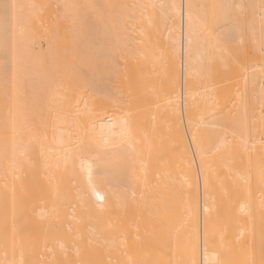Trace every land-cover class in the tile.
Returning a JSON list of instances; mask_svg holds the SVG:
<instances>
[{
    "label": "bare ground",
    "instance_id": "6f19581e",
    "mask_svg": "<svg viewBox=\"0 0 264 264\" xmlns=\"http://www.w3.org/2000/svg\"><path fill=\"white\" fill-rule=\"evenodd\" d=\"M260 192L264 0H0V264H229Z\"/></svg>",
    "mask_w": 264,
    "mask_h": 264
},
{
    "label": "rangeland",
    "instance_id": "374dc122",
    "mask_svg": "<svg viewBox=\"0 0 264 264\" xmlns=\"http://www.w3.org/2000/svg\"><path fill=\"white\" fill-rule=\"evenodd\" d=\"M243 11H244V10H243ZM245 15H246V14L243 15V18H244ZM245 18H246V17H245ZM243 22H244V23H243ZM243 22H242V23H243V26H242V27H243V28L245 27V28H244V30H245V29L247 28V26H246L247 24H245V23H247V21H245V20L243 19ZM213 27H214V26H213ZM215 28H216V26H215L213 29H215ZM244 32H245V31H244ZM244 45H246V44H244ZM246 48H247V49H246ZM245 49H246V50H245ZM250 51H251V52H250ZM241 52H242V62H240V60L237 61V62H238V63H241V64L243 65L242 67H244V70L241 68L240 74L242 73V75H243V74L246 72L244 75H246V76H250V75H251V76H252V73H254V72H253L254 69L251 68V67H253V66H252L253 63H252L251 65H250L249 63H250L252 60H254V54H253V51L250 50V49H248L247 45L244 46V48H242V51H240L239 54L236 55V57H237L238 59H241V56H240V55H241ZM246 52H247V53H246ZM249 53H250V54H249ZM251 53H252V54H251ZM245 55H246V56H245ZM250 57H251V58H250ZM246 59H247L249 62H248ZM245 61H246V62H245ZM243 62H244V63H243ZM252 62H253V61H252ZM245 64H246V65H245ZM248 65H249V66H248ZM245 66H246L247 68H246ZM251 69H252V70H251ZM245 70H246V71H245ZM244 71H245V72H244ZM248 71H249V73H248ZM247 73H248V74H247ZM249 74H250V75H249ZM243 78H245V77H244V76H241V79H243ZM23 87H24L25 91H27V84H26V83H24ZM248 114L251 116V114H253V113H252V111H251V114H250V112H249V113L247 112L246 115H248ZM253 115H254V114H253ZM250 116H249V117H250ZM253 121H255V119H254V120L252 119L251 124H253ZM249 123H250V122H249ZM249 126H250V124H249ZM257 195L259 196V198H258V202L261 201V200L264 198V194H262L261 192H260V195H259V193H257ZM262 196H263V198H262ZM260 197H261L262 199H261ZM259 199H260V200H259ZM263 200H264V199H263ZM231 202H232V201H231ZM231 202L229 201V204H231ZM233 203H234V201H233ZM263 203H264V202H263ZM263 203H262V204H263ZM259 204H260V203H259ZM262 204H261V205H262ZM231 205H232V204H231ZM263 205H264V204H263ZM233 206H234V204H233ZM233 206H230V209H231V210H233ZM259 207H260V208H259V210H258V216H260L263 220H262L260 217H258V216H257L258 219H257V217L252 219L253 221H252L251 224H253V225L251 226V228L253 227L252 230L255 229V230L253 231V233L256 231V232L254 233V235H252L253 237H251V239H250V240L252 241V238H254V239H253L254 241H252L253 243L251 242V244H250L249 242H246L243 238H242V239H243V240H242V239H241V237H242L241 235H240V237H239L240 240H238V241H237V238H236V237H235V238L233 237V239H232V236H233V235H231V233H233L234 235L237 236V234H236L237 232H233V231H236V230H237V226H238V225H237V223H236V224H235V227H234V224H232V222H233V221H232V222H230V224H231V227H230V226H228V225H230V224L227 223L226 232H227V231H228V232H227L226 239L228 240V243L226 242V244H227V245L229 244V248L231 247V248L229 249L230 252H228V251H229V250L227 249L228 246H226V249H227V250H226V251H227L226 255H227V257H228L227 260H230V261H228L229 264H230V262H231V264H238V262H242V261H243L242 259L245 258V254H246V253L249 251V249L252 247V246H251L252 244H253L254 247H252L251 251H249V252H251L252 255H254L253 258H254L255 260H251V259H252V258H251V259H250V261H251L250 264H252V262H253V264H263V262H264V255H263V254H264V243L261 245V247H263V248H262L263 253H262V255H261V253H259V252H261L262 250H261V248H259L260 244H258V242H259V240H260V242L262 243V240H264V238L261 240V236L264 235V234H263V233H264V209H262V208H264V207H262V206H260V205H259ZM242 214H243V212H242V213H239V215H240L241 217H242ZM243 215H244V214H243ZM262 216H263V217H262ZM242 218H243V217H242ZM230 220H231V218H230ZM255 220H257V221H255ZM258 220H259V221H258ZM262 223H263V225H262ZM262 226H263V227H262ZM228 227H229V228H228ZM255 227H256V228L258 227V228L256 229ZM231 228H232V229H231ZM229 230H230V231H229ZM257 232H258L259 234L261 233V234L259 235V236H260L259 238H258V235H256ZM229 235H230V236H229ZM238 236H239V234H238ZM254 236H255V237H254ZM227 237H230V238H227ZM256 237H257L258 240L255 239ZM226 239L224 240V242L227 241ZM234 239H236L235 242H233ZM248 239H249V238H248ZM229 240H230V242H229ZM231 241H232L233 243H232ZM236 241H237V242H236ZM242 241H244V242H242ZM260 242H259V243H260ZM263 242H264V241H263ZM231 243H232V244H231ZM237 243H238V244H237ZM241 243H242V244H241ZM244 243H245V245H243ZM248 243H249L250 245H249ZM254 243H255V244H254ZM236 244H237V245H236ZM246 244H248V245H246ZM236 246H237L238 248H240V249H239L240 251L238 250V248H237ZM244 246H245V247H244ZM248 246H251V247H248ZM232 247H234L235 250H234ZM242 247H243V248H242ZM255 249H257V250H255ZM252 250H253V251H252ZM258 250H259V251H258ZM232 251H233L234 254L232 253ZM234 251H235V252H234ZM236 251H237V252H236ZM244 251H245V253H243ZM228 253H229V254H228ZM238 253H240V254H239V257H241V255H242V257H241V260H242V261L239 259V257H238ZM255 253H256V255H255ZM231 255H233V256L231 257ZM229 256H230V257H229ZM234 257H235V259H234ZM251 257H252V256H251ZM236 259H237V260H236ZM262 260H263V261H262ZM232 261H233V262H232ZM255 261H256V262H255ZM234 262H235V263H234ZM236 262H237V263H236ZM248 264H249V262H248Z\"/></svg>",
    "mask_w": 264,
    "mask_h": 264
}]
</instances>
